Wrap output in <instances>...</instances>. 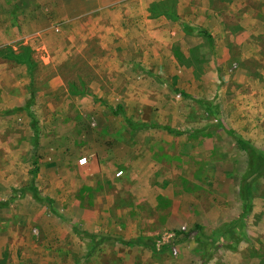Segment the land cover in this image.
I'll return each instance as SVG.
<instances>
[{
	"label": "rangeland",
	"instance_id": "obj_1",
	"mask_svg": "<svg viewBox=\"0 0 264 264\" xmlns=\"http://www.w3.org/2000/svg\"><path fill=\"white\" fill-rule=\"evenodd\" d=\"M11 1L0 0V49L27 47L37 68L22 109L25 67L0 59V264H264V176L242 215L247 156L232 138L264 156V0H176L175 29L129 61L121 46L99 53L94 38L64 56L56 38L43 49L39 35L10 43L24 10ZM46 15L43 35L67 32ZM80 61L92 97L68 93L66 81L85 74ZM117 106L172 130L132 131ZM31 183L58 216L20 195ZM134 239L160 246L119 242Z\"/></svg>",
	"mask_w": 264,
	"mask_h": 264
},
{
	"label": "crops",
	"instance_id": "obj_2",
	"mask_svg": "<svg viewBox=\"0 0 264 264\" xmlns=\"http://www.w3.org/2000/svg\"><path fill=\"white\" fill-rule=\"evenodd\" d=\"M149 3L150 0H25V3L22 0H14L10 4L23 7L24 10L14 20V23L20 26L9 32L14 38L10 43L20 38L27 39L39 35L40 40L44 37L46 42V45L40 44L43 49L51 43L52 38H56L58 41L53 53L64 56L65 46L70 45L71 48V44L87 41L86 39L91 41L94 38L93 42L99 53L101 49L107 53L111 47L121 46L122 53L128 55L129 61L134 53L144 55L145 52L139 51L145 49L147 42L161 43L166 35L165 30L175 29V23L165 18H149L147 11ZM47 13L54 22L68 25L67 32L62 29L61 34L57 36L50 32L43 35L49 28L46 25ZM4 31L2 29V32ZM59 41L63 46L58 43ZM63 42H66V45ZM5 44L6 42L1 45ZM81 47L84 50L86 48L84 44ZM77 54L80 55L76 49L74 57H77ZM102 64L100 62V65ZM121 64L112 63V67L116 70L121 69V66L122 68L124 66ZM141 164L143 162H139V165Z\"/></svg>",
	"mask_w": 264,
	"mask_h": 264
},
{
	"label": "trees",
	"instance_id": "obj_3",
	"mask_svg": "<svg viewBox=\"0 0 264 264\" xmlns=\"http://www.w3.org/2000/svg\"><path fill=\"white\" fill-rule=\"evenodd\" d=\"M148 17L151 19L155 18H165L166 20L170 22H177L179 21V15L177 12V6H176V0H157L152 2L148 6ZM183 26V30L185 32L191 31L190 27ZM201 35L205 36L208 39H211L209 35L205 32H201ZM0 59L4 60L6 62H9L16 66H24L27 76H28V90L30 93V98L26 102L25 106L22 109H27L30 105H32V87H33V81H34V72L37 68L36 61L32 58V51L28 49L27 47H20L17 50H13L12 48L5 47L3 49H0ZM65 66V65H64ZM79 66L83 67L85 69V74L81 76L80 74L78 77H74L73 80H68L67 75L64 77H67L66 81V87L68 90V93L72 97L77 98H84V97H92V92L90 91L88 87V82L91 81L93 78L92 70L89 66L83 61H80ZM73 63H70L68 68H72ZM70 69H68L70 71ZM183 97H188L185 94H182ZM201 107L206 108L208 103L204 101L197 102ZM121 107L117 106L114 110H112L113 114H120L122 115L125 124L128 128H130L132 131L135 130H148V129H156V128H162L163 130H172L166 126H160L156 124H147V123H135L131 122L127 117L123 115V112L121 111ZM197 130H193L190 132V134H195ZM233 142L236 147V149L240 152H243L247 156V167L245 170V173L242 175L238 192H239V198L242 202V215L247 214L249 211V194H250V188L251 183L254 179L258 178L259 176H264V156L259 153L256 149H254L252 146L248 144L245 140L240 138L237 135H233ZM15 192V191H14ZM20 195L23 196L25 192H29L32 195V198L36 202H44L48 204L50 207L52 205V201L49 198L46 197H39L37 191L35 190L33 184H29L28 186L24 187L23 189L19 190ZM15 198V195L12 197V199ZM51 212L53 215L58 216L57 212L53 207H51ZM196 229H199V227H195ZM87 236L93 240L96 239L95 235L87 234ZM201 236V234H200ZM102 239V238H101ZM125 246H136V245H144L148 246L149 249L154 251L153 244L149 241H144L140 239H134L129 241H119ZM98 245V244H95Z\"/></svg>",
	"mask_w": 264,
	"mask_h": 264
},
{
	"label": "built area",
	"instance_id": "obj_4",
	"mask_svg": "<svg viewBox=\"0 0 264 264\" xmlns=\"http://www.w3.org/2000/svg\"><path fill=\"white\" fill-rule=\"evenodd\" d=\"M77 163H78L79 166H84V165H86V159L85 158H80V159H78ZM117 175H120V173H118ZM172 236H173V234L164 235L163 238H171ZM159 246H160V241H157L155 243L154 247L159 248ZM170 251H171L172 255L176 254V251H175L174 248H171Z\"/></svg>",
	"mask_w": 264,
	"mask_h": 264
}]
</instances>
